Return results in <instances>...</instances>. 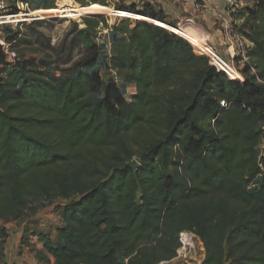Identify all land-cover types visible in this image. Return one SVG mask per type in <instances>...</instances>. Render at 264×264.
Instances as JSON below:
<instances>
[{"label": "trees", "instance_id": "1", "mask_svg": "<svg viewBox=\"0 0 264 264\" xmlns=\"http://www.w3.org/2000/svg\"><path fill=\"white\" fill-rule=\"evenodd\" d=\"M38 6L56 9L57 1ZM120 10L168 23L149 5L144 12L134 5ZM234 18L243 20L236 29L254 44L248 57L256 74L246 66L243 84L218 73L205 80L210 65L202 53L147 23L115 27L119 37L107 63L137 87L130 100L93 70L99 47L87 31L76 34L87 54L72 77L46 74L19 56L0 68V220L19 221L47 199L65 202L60 244L31 233L54 258L42 261L170 262L187 231L203 245L202 264H264V157L257 149L264 125L258 82L264 81V0ZM20 36L18 30L15 40ZM134 158L137 169L114 171ZM7 237L1 228L0 241Z\"/></svg>", "mask_w": 264, "mask_h": 264}, {"label": "rangeland", "instance_id": "2", "mask_svg": "<svg viewBox=\"0 0 264 264\" xmlns=\"http://www.w3.org/2000/svg\"><path fill=\"white\" fill-rule=\"evenodd\" d=\"M31 6L34 10H44L40 9L38 4L43 0H29ZM59 3V0H56ZM81 5L82 1H85L87 6H90L92 3L89 0H73ZM252 1V0H250ZM57 3V7L59 6ZM100 4V3H98ZM94 5V4H93ZM105 7H109L118 11L121 7L129 8L132 5L135 6V9L139 12H144L146 10L147 5H149L154 12H156L155 8L151 5L150 0H106V3L100 4ZM82 6V5H81ZM84 6V7H87ZM59 8V7H58ZM125 12V11H124ZM130 13V12H129ZM138 15V14H137ZM149 18V17H148ZM151 19V18H150ZM78 20H72L67 18H58V19H48L45 21L33 22L30 25H23L21 27L15 28L14 30H10V26H4L2 31V36L10 37L13 45V49L17 52L19 56V60H34L36 63L40 64L42 70L46 74H50L56 76L58 78H68L75 75V66L81 61L87 54V50L85 45L81 42V40L76 36L77 32L87 31L91 37V40L95 42L99 47V59L96 67L93 69L99 72L100 76L105 82H114L116 83L120 94L130 100L131 95L137 94V87L134 84H131L126 81L125 78L119 76L117 73L109 71L107 67V63L110 61L111 53H112V45L118 39L119 33L115 29V27H119L124 25V28L133 29L139 23H147L154 25L149 22L140 21V19H126V18H116L108 15H104L101 18H93V17H81ZM156 22L158 20H155ZM123 23V24H122ZM162 24V25H161ZM169 26L170 23H165ZM163 23H156L154 26H157L161 29L166 30L169 34H173L181 39L183 37L171 32L169 30V26ZM175 28H181L182 26L178 24H174ZM163 27V28H162ZM168 28V29H166ZM186 29L185 27H183ZM20 30L21 36L18 40H15V33ZM188 31V30H187ZM189 32V31H188ZM193 37L200 39L201 36L194 33L189 32ZM237 36H241V31L236 32ZM23 37V42H20ZM204 41H207V35L203 34ZM185 40V39H184ZM208 44L213 46L211 43V39L208 37ZM203 44V41L201 42ZM204 45V44H203ZM219 53H225L226 47L221 50L213 46ZM200 53H203L202 50H198ZM237 66L243 68V63L236 62ZM264 125L262 126V130ZM264 133V132H263ZM258 158L264 157V142L263 138L258 145ZM137 160L136 158H134ZM47 204L51 207L50 214H54L55 217L59 219L60 209H63V204L65 202H61L60 199H47ZM69 203V202H67ZM49 210V211H50ZM48 211V212H49ZM39 225L38 223H36ZM36 227V226H35ZM56 227V226H55ZM36 229V228H34ZM37 232L39 229L36 230ZM184 240H187L184 238ZM192 242L195 243L198 248L197 256L201 255L200 252V243L198 240L192 238ZM188 248V247H186ZM197 250V249H196ZM184 253V251H182ZM187 257V256H186ZM199 258L197 261H191L189 264H202L203 262H199Z\"/></svg>", "mask_w": 264, "mask_h": 264}, {"label": "crops", "instance_id": "3", "mask_svg": "<svg viewBox=\"0 0 264 264\" xmlns=\"http://www.w3.org/2000/svg\"><path fill=\"white\" fill-rule=\"evenodd\" d=\"M150 1L156 12H163V16L168 23L178 24L185 27L189 32H194L200 36L206 34L216 48L223 50L231 42L212 11H223L222 0ZM196 2H203L206 8L197 10L195 8ZM48 206L47 202L33 205V209L29 210L27 215L19 221L7 223L0 220V229L4 228L8 235L4 242L0 241V264H46L45 261L41 260L45 257L51 263H54V258L47 253L44 243L38 237L31 235L33 231L39 229L38 232L46 235L51 243H61L57 238V231L63 225L62 218L59 216L58 219L54 214H50L49 207L51 206ZM196 240L201 244L200 256L199 254L197 256L199 247L197 248L193 244L182 249L184 253L180 251V258H176L170 264H189L191 261H197L198 258L199 262H203L205 251L201 241L197 237Z\"/></svg>", "mask_w": 264, "mask_h": 264}, {"label": "built area", "instance_id": "4", "mask_svg": "<svg viewBox=\"0 0 264 264\" xmlns=\"http://www.w3.org/2000/svg\"><path fill=\"white\" fill-rule=\"evenodd\" d=\"M253 3L254 0H222L223 11L220 12L212 10L218 21L221 23L223 32L231 40V42L226 46L224 55L219 53L213 46L208 44V37L207 41H204L202 36L200 39L204 41L206 48L204 53L197 55V52L199 51L195 49L193 44L186 37L173 31L171 32L183 37V39H185V41H187L192 46L193 51L197 56L206 57L209 61L210 67H214L218 74H224L230 81L243 84L246 81V75L243 72V69L246 66L250 67V73L252 75L256 74V70L253 66H251L250 59L248 57V53L254 47V44L244 36L236 35V27H240V25L243 23V20H235L234 15L240 12H246L247 8L253 7ZM195 8L197 10H203L206 8V6L203 2H196ZM36 12L37 11L34 10L32 6L26 3L24 0H0V44L2 45L8 64H14L18 59V54L13 49V46L7 43L5 37L2 36L3 27L7 25L10 26L9 28L14 30L18 26H28L33 22L35 23L38 21L48 20L38 16ZM125 18L128 19V17ZM238 58L240 59L238 63L242 62L244 66L243 68L237 66L236 59ZM258 82L264 85V81L258 79ZM220 106L222 108L228 107L227 103L223 101L220 102ZM185 235L188 237L187 240H184ZM192 238L196 239V237L190 232L184 231L180 234V242L182 247L177 252V259L180 258V251H182V249L195 244L192 242ZM171 262L172 261L161 262L159 264H170Z\"/></svg>", "mask_w": 264, "mask_h": 264}, {"label": "bare ground", "instance_id": "5", "mask_svg": "<svg viewBox=\"0 0 264 264\" xmlns=\"http://www.w3.org/2000/svg\"><path fill=\"white\" fill-rule=\"evenodd\" d=\"M58 7L52 10H38L36 13L38 16H41L43 19H58V18H67L72 20H79L81 17H93V18H101L104 15L116 17V18H133V19H140V21L149 22L152 24H160L159 22L150 20L146 17L139 16L137 14L118 11L109 7L102 6L100 4H94L87 7L81 6L79 3L74 2L73 0H59ZM165 24V23H164ZM162 25V24H161ZM167 25V24H165ZM158 26V25H157ZM169 26V25H167ZM163 28V27H162ZM168 29V28H166ZM169 29L175 33L183 35L186 37L195 47L196 50L204 53L205 51V44H203L198 40V38L193 37L186 29L183 27L175 28L173 26H169Z\"/></svg>", "mask_w": 264, "mask_h": 264}, {"label": "water", "instance_id": "6", "mask_svg": "<svg viewBox=\"0 0 264 264\" xmlns=\"http://www.w3.org/2000/svg\"><path fill=\"white\" fill-rule=\"evenodd\" d=\"M8 64V62L6 61V55L4 53V50L2 48V45L0 44V67H3V66H6ZM217 74V71L214 67H210L208 73H207V77L205 80L209 79L210 77L214 76ZM140 166V163L137 161V160H132L131 162L129 163H125L123 165V167H116L114 169V171H124L126 170L127 168H130V169H137L138 167Z\"/></svg>", "mask_w": 264, "mask_h": 264}]
</instances>
